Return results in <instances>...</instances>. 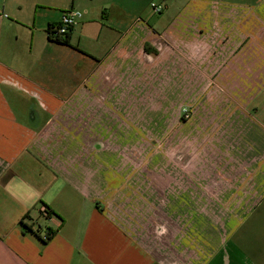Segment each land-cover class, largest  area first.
<instances>
[{
  "label": "crops",
  "instance_id": "0c3cea01",
  "mask_svg": "<svg viewBox=\"0 0 264 264\" xmlns=\"http://www.w3.org/2000/svg\"><path fill=\"white\" fill-rule=\"evenodd\" d=\"M94 1L0 0V264H264V0H162L159 29ZM151 78L172 136L133 119Z\"/></svg>",
  "mask_w": 264,
  "mask_h": 264
},
{
  "label": "rangeland",
  "instance_id": "374dc122",
  "mask_svg": "<svg viewBox=\"0 0 264 264\" xmlns=\"http://www.w3.org/2000/svg\"><path fill=\"white\" fill-rule=\"evenodd\" d=\"M100 1H102V0H95L94 6H96V4H98V2H100ZM161 1L162 0H136V4H135L134 9H133L134 20L136 21L137 19H140L142 21V23L148 24L149 26H155L156 29L161 28L162 24H164V23L167 24V18L165 17L166 16L165 14L162 15V14L153 13L152 9L149 7L150 2H151V4L158 5L161 3ZM171 1H175V3L178 4L179 7L181 8V6L186 5L187 2H189L190 0H171ZM83 2L85 4H87V3H89V0H83ZM164 2H166V1H164ZM71 10L78 11L83 16L82 12L79 11L80 9L79 10L71 9ZM81 19H82V17H81ZM222 33L223 32L219 33L220 37H218V38L220 40L223 39V37L221 35ZM77 36H78V31H77ZM216 38H217V36H216ZM156 51L157 50L153 48V52L150 54L151 55L157 54ZM156 81L157 80H153L152 78L150 80H145L144 82L141 81L142 85L149 86L150 89H148V90L151 94L148 96L144 95V97L142 96L143 97L142 104L144 105V107H134V114H133V119L136 121L141 120L142 116L145 118V120H149L150 126H151V127H149L150 132L147 133V128H146L145 136H149L150 138L157 137L159 135V127H158L157 121H159V120L167 121L168 125H169L167 128V132H168V135L172 136L175 132L174 130L176 129L173 121H175V120H189L191 117L190 107H188L187 104L175 105V106L174 105L171 106V105L167 104V103H171V101L175 102V100L179 99L178 95L177 96L174 95L175 87L173 85L172 86L170 85L165 90L162 88L160 89L159 85H158L159 83ZM147 100H148V102H147ZM164 104H167V105H164ZM184 111H186V112H184ZM184 115H187V117H184ZM171 122H173V123H171ZM139 123H140V125L143 124V122H141V121ZM138 129H140V128H138ZM136 132H138V131L136 130L135 133ZM150 146L157 147L158 144L156 142L152 141V144ZM147 147H148V145L146 143L140 142V143H136L133 149L130 148L131 150H133V152H130V153L135 154L133 156H134V159H136L135 160L136 167L142 166L141 160H139L141 158V156L138 154L146 152V150L148 149ZM144 210H146V208ZM157 216H158V213L156 215V218H157ZM40 219H42V218H40ZM40 223L44 224V222L42 220H39V224ZM152 229H154V227H152ZM167 229H168L167 230L168 236L170 237L171 232L174 231V227L170 223L169 224L167 223ZM148 234L149 233H147V231L146 232L144 231L143 236L141 238L144 239V242L148 244V248L150 250L152 249L153 252L158 253L160 250V246H162L163 249H164V246H167L169 241H162V243H160L161 245H159V243L153 238V235H150V234L148 235ZM167 252H169L168 249H167ZM162 253H164V250L162 251ZM161 255L164 256V254H161Z\"/></svg>",
  "mask_w": 264,
  "mask_h": 264
},
{
  "label": "built area",
  "instance_id": "2783aa9c",
  "mask_svg": "<svg viewBox=\"0 0 264 264\" xmlns=\"http://www.w3.org/2000/svg\"><path fill=\"white\" fill-rule=\"evenodd\" d=\"M150 8L152 9L153 13L160 14L162 11V6L151 4ZM82 15L80 12L75 10H68L61 14L60 21L58 23V26L56 27L55 31L59 35H63L68 33L70 29H72L81 19ZM186 112V111H184ZM184 117H187V115H184ZM43 214H45L44 209L41 210Z\"/></svg>",
  "mask_w": 264,
  "mask_h": 264
},
{
  "label": "trees",
  "instance_id": "16d2710c",
  "mask_svg": "<svg viewBox=\"0 0 264 264\" xmlns=\"http://www.w3.org/2000/svg\"><path fill=\"white\" fill-rule=\"evenodd\" d=\"M58 26V25H57ZM56 26V27H57ZM56 27H51L49 30H48V32H47V38L50 40V41H52V42H55V43H60V44H63V45H66V46H68V44H69V32L68 33H66V34H63V35H59L56 31H55V29H56ZM70 31V30H69ZM144 51L146 52V53H152L153 51H149V48H148V45L146 44V45H144ZM44 213L45 214H43L42 212H41V214H43L45 217H49L50 216V212L46 209V208H44ZM20 224V226L22 227V229H24V232H29V233H32V230L28 227V226H26V225H24L22 222H20L19 223ZM52 236V233H47L46 234V236H45V238L42 240L43 242H46L47 240H49V238Z\"/></svg>",
  "mask_w": 264,
  "mask_h": 264
}]
</instances>
